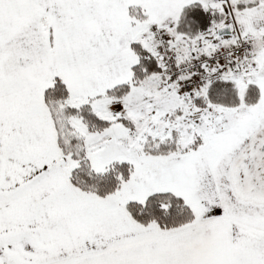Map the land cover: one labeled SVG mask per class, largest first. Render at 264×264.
Wrapping results in <instances>:
<instances>
[{"label":"snow or ice","instance_id":"obj_1","mask_svg":"<svg viewBox=\"0 0 264 264\" xmlns=\"http://www.w3.org/2000/svg\"><path fill=\"white\" fill-rule=\"evenodd\" d=\"M0 264H264V0H0Z\"/></svg>","mask_w":264,"mask_h":264}]
</instances>
